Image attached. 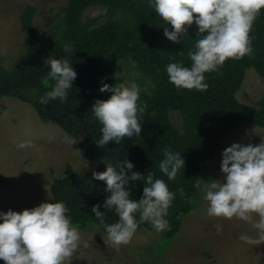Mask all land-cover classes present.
<instances>
[{"label":"trees","instance_id":"16d2710c","mask_svg":"<svg viewBox=\"0 0 264 264\" xmlns=\"http://www.w3.org/2000/svg\"><path fill=\"white\" fill-rule=\"evenodd\" d=\"M95 5L103 6L104 14L85 20V10ZM36 12L35 6L28 5L21 14L27 30L25 51L11 69L0 66V100L13 96L32 103L43 122L57 124L67 134L81 139L83 156L100 162L82 173L67 163L64 174L55 177L51 185L53 199L67 204L71 221L78 227L95 226L101 231L92 209L97 205L103 207L110 195L106 191L107 182L95 180L92 174L106 173L110 166L130 160L135 165L131 171L145 175L152 171L154 177L164 179L175 192L167 215L170 226L167 238H173L181 230L184 216L194 207L191 200L196 192L194 182L215 159L222 138L243 122L264 129V94L256 105L237 97L248 69L254 68L264 79V9L252 27V54L228 59L218 70L206 73L208 88L203 92L177 91L165 71L171 60H183L190 65L187 54L194 50L195 22L187 36L175 42L164 35V27L171 26L143 0H67L57 21L48 23L49 34L43 39L39 25L34 22ZM102 17L105 20L100 22ZM65 42L71 43L73 54L64 51ZM63 57H68L77 71L73 87L68 90L67 99L42 104L39 97L54 83L47 78L49 65L45 61ZM124 60L138 65L135 70L149 79L148 88L140 93L144 106L141 132L119 145L113 142L101 146L96 142L101 124L91 106L96 99H107L111 94L99 91L102 83H123L115 69ZM175 112L182 120L181 128L173 119ZM165 146L185 158V166L173 180L159 169ZM7 182L8 178L0 172V186ZM143 186V181L130 182L133 199L143 195ZM105 215L109 224L119 219L114 211ZM142 227L156 231L146 221L138 229Z\"/></svg>","mask_w":264,"mask_h":264},{"label":"clouds","instance_id":"9594fccd","mask_svg":"<svg viewBox=\"0 0 264 264\" xmlns=\"http://www.w3.org/2000/svg\"><path fill=\"white\" fill-rule=\"evenodd\" d=\"M143 2L150 4L166 25L171 26L164 27V35L172 41L179 42L182 36L186 37L194 22L197 26L194 50L187 54L190 65L183 60H171L165 66L168 80L177 91H206V73L218 70L228 59L251 55L252 27L264 9V0ZM63 49L73 54L70 42H65ZM45 63L49 65L47 78L54 83L39 97L40 103L67 99L68 90L77 77L73 63L68 57L49 58ZM99 91L111 94L107 99H96L91 106L101 124L97 144L110 146L115 142L119 145L140 135L144 112L141 87L136 83H102ZM76 142L68 138V143ZM32 144L30 139L22 140L18 148L27 149ZM162 153L159 169L173 180L185 166V158L169 146H165ZM134 167V162L123 161L118 166H110L106 173L94 171L92 174L95 180L108 185L106 191L110 198L103 207L97 205L92 210L110 248L119 249L128 244L141 222H149L157 232L168 227L167 215L175 192L164 179L154 177L152 171L145 175L131 171ZM221 171L224 173L221 179L205 182L200 178L194 182L198 194L208 202V215L250 222L259 232L260 238L255 243L264 242V138L258 144L234 142L225 147ZM137 180L143 181V195L133 199L130 182ZM70 211L64 201L56 199L42 201L22 211L0 210V259L4 264H71L82 238L79 227L71 221ZM112 211L119 218L115 224H109L105 215ZM216 229L222 230V225L218 223ZM239 239L252 240L243 233Z\"/></svg>","mask_w":264,"mask_h":264},{"label":"rangeland","instance_id":"374dc122","mask_svg":"<svg viewBox=\"0 0 264 264\" xmlns=\"http://www.w3.org/2000/svg\"><path fill=\"white\" fill-rule=\"evenodd\" d=\"M66 3L67 0H0V66L11 69L25 51L27 30L21 14L28 5L37 8L34 22L39 25L43 39H47L48 23L57 21L61 6ZM104 12L101 5L91 6L85 10L84 19ZM104 20L102 17L100 22ZM115 70L123 83H136L141 90L148 88L149 79L135 70L131 60L121 61ZM263 94L264 79L254 68L248 69L237 97L246 104L256 105ZM172 115L181 128L178 113ZM69 137L77 142L68 143ZM262 138L263 128L243 122L222 138L215 159L203 169L200 178L205 182L223 178L221 160L225 147L234 142L258 144ZM28 139L33 141L31 147L18 148L20 141ZM81 146V139L67 134L57 124L43 122L32 103L13 96L2 97L0 172L8 182L0 186V210L22 211L42 201L54 200L51 185L55 177L64 174L67 163L79 173L98 166L100 162L83 156ZM191 200L193 209L184 216L181 230L170 239L167 238L169 224L160 232L142 227L128 244L116 249L108 247L104 233L95 227H79L81 246L71 257V264H264V242L255 243L260 238L259 232L250 222L208 215V202L197 190ZM218 223L222 225L220 231L216 229ZM242 233L252 240H240Z\"/></svg>","mask_w":264,"mask_h":264}]
</instances>
